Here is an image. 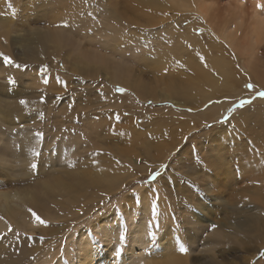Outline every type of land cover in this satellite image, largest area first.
Listing matches in <instances>:
<instances>
[{"label": "rangeland", "instance_id": "obj_1", "mask_svg": "<svg viewBox=\"0 0 264 264\" xmlns=\"http://www.w3.org/2000/svg\"><path fill=\"white\" fill-rule=\"evenodd\" d=\"M142 1L0 4V189H35L54 173L77 170L118 180L112 189L86 179L74 202L59 195L51 208L42 200L21 205L14 219L0 215V264H78L81 251L94 247H114V264H264V98L256 96L264 91V42L256 52L251 42L246 47L253 5L264 10V0H175L148 18ZM58 2L66 9L61 43L46 42L32 60L39 51L32 44V52V35L55 29L50 14ZM227 9L237 12L230 21ZM174 14L179 19L163 21ZM171 22L185 35L169 39ZM190 23L208 51L219 45L229 55V81L173 99L142 96L137 83L161 89L174 76L193 77ZM115 75L133 91L123 96ZM153 117L167 122L157 134L147 126ZM248 218L246 230L233 225Z\"/></svg>", "mask_w": 264, "mask_h": 264}, {"label": "bare ground", "instance_id": "obj_2", "mask_svg": "<svg viewBox=\"0 0 264 264\" xmlns=\"http://www.w3.org/2000/svg\"><path fill=\"white\" fill-rule=\"evenodd\" d=\"M5 1H9V0H0V4ZM174 1L175 0H143L139 4V6L147 10L145 17L148 18L151 15H153L162 5L173 3ZM253 1L257 2L259 0H253ZM190 2L193 3L195 2V0H190ZM165 8L166 6L164 7L163 11L166 10ZM253 8L255 10H252L254 11L252 13V16L256 17V20L252 19L255 22L254 23L255 25L253 26L255 31H254V34L249 38L246 44V47L251 42L250 49L252 52H256L257 50H260L261 44L264 42V10L263 8L259 9L257 7H254V5H253ZM51 9H54V11L50 14V17L55 19V26H54L55 29L46 30V31L37 29L36 31H34L32 35V40H31L32 43L30 44V46L32 48L34 45L38 46L39 51L38 52L36 51L34 53V48L32 49V52L34 53L31 56L32 60H35L41 56V51L46 42H49L54 46H58L61 43L62 32H61V29H58L60 28V25L58 24L62 23L63 15L66 12V9L61 7V2L54 3V8H51ZM205 9H207V7L204 8V10ZM198 10L201 13L204 11V10H201V8H199ZM236 13L237 12H234V11L231 12V10H229L228 14L224 15V19L227 21H230L232 18H234ZM176 15L177 14L166 17L163 21L165 22V20H169L171 19V17L172 19L173 17H175V19H179V18H176ZM237 15H239V13ZM71 19H72V15L70 16L69 20L71 21ZM193 24L194 23L188 24V27L186 28L187 33H189L193 41L192 43L185 44L191 47L190 53L192 55V59H191L190 64L194 68L193 77L184 79L181 76H174L173 78H170L164 84L163 88L161 89H157L156 87H148L147 85H141L140 83H137L140 87V92L142 96L152 97L153 100L154 99L156 100L173 99L174 96L178 95V93L186 91V90L192 91L195 89H203V88L209 89V88L214 87L215 85H216V88L218 89L222 84H225L229 81V77H230L229 72L231 68V65H230L231 60H230L229 55L225 53L226 51L224 52L219 51V45L214 47L216 54L213 51H208L210 50L208 49V45L200 42L201 37H197L193 34V29H192ZM178 26H179L178 23L171 22L165 27L170 33L169 39H173L174 33L185 35V31H181ZM195 31L197 32V30ZM9 32L8 34L7 32L4 34L5 38L7 39H8ZM117 35L118 33L115 32V36ZM235 37H236V33L228 34L226 37L227 41L229 40L230 42H232L230 43L228 41V43H230L231 45L230 49H232L233 41L235 40ZM163 56H165V54ZM244 57H246V55L241 54L238 58V61L239 62L242 61ZM115 77L119 78V81H118L119 83H123V84H119V86H122L124 88V90L122 91L124 92L123 96L126 95V92L133 91V86L129 83L126 77H124L123 80H122L123 75H115ZM211 93H212L211 91H208L206 93L207 97L210 98ZM123 98L124 97H122V100L119 99L120 100L119 104L122 106H124V103H125V101H123ZM176 99H177L178 104H182L179 98H176ZM114 105L115 104H113V106ZM140 106L141 105L139 104L140 110L143 111V109L145 108L144 105H142V108ZM134 108L135 106L130 108V110H133ZM165 123H167L165 120L153 117V119L148 121L147 126H149L153 130V132L157 134V128H158L157 126L163 125ZM135 125H137L136 122H135ZM135 125L132 126L134 127V129H135ZM157 148L162 150V140L161 139L157 142ZM216 150L218 154L220 155L223 154L222 148L220 146L217 147ZM215 161L218 162L219 159H216ZM111 171L112 170H110V172ZM213 172L218 173L219 171L218 169L214 168ZM87 175H89V178L86 177ZM86 179L89 180V184L92 186L99 185L103 182L105 183L107 182L106 187L115 188L118 183L117 179L111 178L110 176L109 178H107V175H104L103 171H99V172L90 171V172L85 173L83 171L77 170V171H74V174H71L70 172H68L66 175H63V176H60L54 173L52 177L46 178L45 181L42 180L41 182H39V184L35 187V189H29V188L27 189L25 188L24 190H20L17 188L0 189V215L4 216L7 219H14V217H16L19 214L20 210L18 208H22L21 205L27 204V206L28 205L30 206L33 204H37L41 202L42 200L49 201L51 204L50 205L48 204V206L49 208H51L53 204L56 205L61 202L57 197L59 195L63 197L67 196L66 201L74 202V199L75 200L78 199V193L83 188V184ZM104 179H106V181ZM10 184H12L11 180H8L2 183V185H6V186ZM249 221H251L250 218L245 219V220L243 219V220L237 221L236 223H233V225L236 228L246 230V228H243V227L244 226L247 227L246 222H249ZM0 223H4L3 220H0ZM218 233L221 234L222 232H218ZM94 248H93V251H95L96 253H93L92 250L89 248L83 249L81 251L82 252L81 258L78 264H97V263L98 264H114V259L112 256L114 247H112V249L109 251L94 250ZM128 258H131L130 254L127 255L126 260H128ZM178 259L179 258H177L176 260ZM122 262H124V260H122ZM119 264H122V263H119Z\"/></svg>", "mask_w": 264, "mask_h": 264}, {"label": "snow or ice", "instance_id": "obj_3", "mask_svg": "<svg viewBox=\"0 0 264 264\" xmlns=\"http://www.w3.org/2000/svg\"><path fill=\"white\" fill-rule=\"evenodd\" d=\"M0 55H3V54L0 53ZM3 58H4V61H5L6 64H12V63H14V61H13L11 58L7 57V56H4ZM17 67H19V65H17ZM25 67H26V66H25ZM9 82L14 84V83H15V80H14L13 78L9 77ZM247 87H248V88H255V85H253V84H248ZM256 96H258V97H260V98H264V91L257 92V93H256ZM21 103H22V104H23V103H27V101L22 100ZM250 103H252V98H249V99H241L237 105H234V108H242V107H244L246 104H250ZM39 135L42 136L43 133H40ZM34 154H35L36 156H39V155H40L39 152H35ZM31 167H32V168H36L37 165H36V164H32ZM163 167L167 168V165H164ZM159 175H160V174H159L158 172H153V173L151 174V177L154 179L155 177H157V176H159ZM29 211L32 212V215L35 216L36 220L39 221L41 224L46 223V221L42 220L40 216L36 215V213L33 212L32 209H29ZM215 227H216V226L213 225V228H215ZM125 232H126V229H125ZM151 235L154 236L155 233H152ZM121 239H126V236L121 237ZM187 250H188V249L185 248V247H181V248H180V251H181V252H187ZM120 251H123V248H122V247H121ZM261 255L264 256V253H261Z\"/></svg>", "mask_w": 264, "mask_h": 264}]
</instances>
